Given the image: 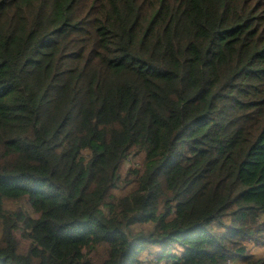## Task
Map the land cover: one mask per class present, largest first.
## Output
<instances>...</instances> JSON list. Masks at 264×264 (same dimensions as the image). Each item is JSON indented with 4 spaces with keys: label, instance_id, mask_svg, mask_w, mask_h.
<instances>
[{
    "label": "trees",
    "instance_id": "16d2710c",
    "mask_svg": "<svg viewBox=\"0 0 264 264\" xmlns=\"http://www.w3.org/2000/svg\"><path fill=\"white\" fill-rule=\"evenodd\" d=\"M264 0H0V264H264Z\"/></svg>",
    "mask_w": 264,
    "mask_h": 264
},
{
    "label": "rangeland",
    "instance_id": "374dc122",
    "mask_svg": "<svg viewBox=\"0 0 264 264\" xmlns=\"http://www.w3.org/2000/svg\"><path fill=\"white\" fill-rule=\"evenodd\" d=\"M255 249H264V247L263 248H261V247H255Z\"/></svg>",
    "mask_w": 264,
    "mask_h": 264
}]
</instances>
